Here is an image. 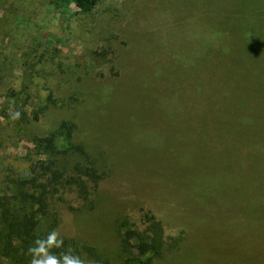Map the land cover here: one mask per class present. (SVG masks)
Wrapping results in <instances>:
<instances>
[{
  "label": "rangeland",
  "instance_id": "obj_1",
  "mask_svg": "<svg viewBox=\"0 0 264 264\" xmlns=\"http://www.w3.org/2000/svg\"><path fill=\"white\" fill-rule=\"evenodd\" d=\"M185 1L195 3L197 9H190L194 16H186L185 27L174 31L175 9L171 11L170 3L176 0H98L87 15L79 13L67 0H0V110L6 107L7 115L12 113V101L2 96L3 89L20 92L23 83L30 96L28 110L46 105L49 91L57 101L73 102L76 95L71 87L80 84V79L87 100L94 105L101 92L83 78L95 65L93 51L108 47L117 50L123 48L124 42L131 45L127 58L132 63L127 62V76L121 81L124 87L117 96L122 101L146 102L145 112L142 116H135L137 111L133 113L138 126L131 132L130 140L119 142L122 146L116 148L120 152L115 158L117 167L108 176L113 178L104 182L110 218L117 207L126 210L125 201L134 204L125 187L139 183V177L149 173L154 181L140 183L139 193L143 198L150 188L156 190L150 194L154 205L159 209L168 207L170 215L181 214L188 204L187 197L174 190L168 178L184 185L192 182L197 190L196 183L201 188L210 186L213 177L226 193L230 187L238 193L239 189L241 194L236 201L241 206L240 215L249 213L250 199L256 193L264 196V191L256 189V183L249 185L244 179L253 172L254 150L249 146L264 130V0ZM60 3L66 9H61ZM207 11L219 14L223 26L218 38L223 41L231 36L237 45L230 49L235 53L223 57L219 66L208 68L204 57H185L187 41L180 40L186 28L192 26V18L202 19ZM245 26L248 30L243 34ZM143 86L156 91L139 101L134 95ZM169 94L173 96L167 97ZM107 102L110 110L114 103L112 99ZM81 113V109L51 107L40 122L30 124L28 131L10 117L0 116V191L7 174L27 168V134H45L57 120L67 118L78 123L79 139L104 137V118L100 122L93 116L84 121V109ZM243 124L248 125V134L244 133ZM147 134L148 155L140 154L143 164L139 168L135 166L138 158L133 160L129 153L133 144ZM255 150L264 153L262 146ZM259 168L264 169V162ZM160 172L166 180L159 177ZM227 207L231 208L228 204L222 210L228 212ZM240 226L242 240L204 251L201 264H264V256L255 262L261 254L252 252L261 249L264 253V231L255 234L252 218Z\"/></svg>",
  "mask_w": 264,
  "mask_h": 264
},
{
  "label": "trees",
  "instance_id": "obj_2",
  "mask_svg": "<svg viewBox=\"0 0 264 264\" xmlns=\"http://www.w3.org/2000/svg\"><path fill=\"white\" fill-rule=\"evenodd\" d=\"M67 1L79 13L87 15L98 0ZM183 1L170 3L171 11L175 9L174 23L177 29L174 31L185 27L186 16H194L190 9H197L195 3ZM59 6L66 9L63 3ZM217 15L219 14L215 11H207L202 19L192 18V26L186 28L185 36L180 39L187 41L185 48L188 51L185 52V57H204L207 68L219 66L224 62L223 57L235 53L231 50L237 47L231 36L223 40L230 42L229 44L218 38L223 25ZM247 30L245 26L242 33ZM253 37L254 35L246 38ZM180 40L176 39V42ZM130 46L128 42H124L123 48H118L119 50L108 47L93 51L95 65L83 78L84 81H91L96 86L94 89L101 92L94 105L92 100H87V93L81 84L82 79L80 84L75 83L71 87V92L76 95L73 102L69 99L66 102L57 101L49 91L46 105L35 110H28L30 96L27 85L23 83L20 92L12 88H2L5 90L2 96L12 101V113L7 115V108L4 107L0 110V116L10 117L24 131L29 130L31 123L40 122L45 111L56 106L66 110L81 109V114L84 109V121H89L94 116L100 122L104 118L106 125L105 128L102 127L104 137L99 140L96 136L79 139L78 123L67 118L57 120L55 126L45 134H27L30 147L26 170L9 173L2 181L0 264H29L28 247L35 239H43L53 229H57L64 238V247L53 251H68L92 260L95 264H201L206 256L204 251L219 247L222 243L242 240L244 233L239 230L246 220L252 218L256 235L264 231V196L256 193L250 199L249 213L240 215L241 206L236 201L241 194L240 190L238 189V193L230 187L226 193L213 177L210 186L205 184L201 188L199 182L196 183L197 190L193 189L192 182L184 185L178 179L168 178L174 190L187 197L188 204L181 214L170 215L168 207L159 209L154 205L155 201L150 194L156 190L150 188L149 194L144 193L145 200L140 195L141 188L137 186L146 183L145 180L154 181L150 179L154 176L149 173L146 177H139V183H130L125 187L126 194L131 195L134 204L130 205L128 200L125 201L126 210L117 207L110 218L107 205L105 206L108 197L103 192L104 182L113 178L108 176L116 166L115 158L120 153L116 148L122 146L119 142L130 140L131 132L138 126V121L133 119V113L137 111L135 116H142L145 112L146 102L122 101L117 96L124 87L121 81L127 76V62L132 63L127 58L131 53ZM143 58L151 62L148 58ZM180 59L181 57L177 60ZM207 60L211 63L207 64ZM104 67L107 69L104 70ZM1 77L2 75L0 81ZM110 81L113 83H109ZM154 91L156 90L150 89V86H143L134 96L142 101L143 96ZM171 96L173 94L167 97ZM111 99L114 106L107 110V101ZM242 128L248 134V125L243 124ZM148 134L139 139L142 141H136L129 153L133 160L138 158L135 166L139 168L142 160L140 154L148 155L145 148ZM257 146L264 148L262 129L249 146L254 150L251 158L253 172L244 179L249 185L253 181L258 186L257 190L264 191V169L259 168L264 162V153L255 150ZM146 161L148 162L147 159ZM159 177L166 180L161 172ZM228 204L233 209L227 207L229 211H223L222 207ZM132 206L136 207L135 211L130 210ZM254 251L261 254L254 260L258 262L264 253L261 249L252 250Z\"/></svg>",
  "mask_w": 264,
  "mask_h": 264
},
{
  "label": "clouds",
  "instance_id": "obj_3",
  "mask_svg": "<svg viewBox=\"0 0 264 264\" xmlns=\"http://www.w3.org/2000/svg\"><path fill=\"white\" fill-rule=\"evenodd\" d=\"M17 116L19 113L16 114ZM64 247V238L57 229L51 230L43 239H35L28 247L29 264H95L92 260L68 251L55 252Z\"/></svg>",
  "mask_w": 264,
  "mask_h": 264
}]
</instances>
